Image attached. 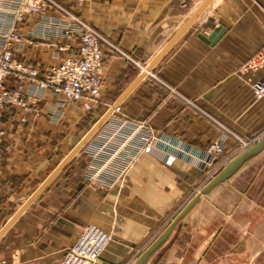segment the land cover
I'll return each mask as SVG.
<instances>
[{"label":"crops","instance_id":"1","mask_svg":"<svg viewBox=\"0 0 264 264\" xmlns=\"http://www.w3.org/2000/svg\"><path fill=\"white\" fill-rule=\"evenodd\" d=\"M60 1L131 59L105 48L96 101L61 105L47 93L31 113L4 107L0 264H58L88 225L111 238L102 264H135L196 197L146 264H218L264 243V147L202 194L247 152L225 129L264 135V97L251 85L264 72H241L264 46V0ZM50 18L26 16L14 43L41 77L66 42L37 32Z\"/></svg>","mask_w":264,"mask_h":264},{"label":"built area","instance_id":"2","mask_svg":"<svg viewBox=\"0 0 264 264\" xmlns=\"http://www.w3.org/2000/svg\"><path fill=\"white\" fill-rule=\"evenodd\" d=\"M69 1L84 4L92 0ZM26 16L51 17L53 21L47 27L44 23L37 24V32L60 36L66 41L56 45L60 64L51 67L43 77L36 66L19 62L14 57V43L23 39L17 25ZM71 42L77 43L78 54L71 53ZM105 48L131 59L60 0H0V118L6 105L19 107L27 113L33 112L34 106L47 93L58 99L61 105L83 99L96 101L101 95ZM241 72H264V46L242 66ZM251 85L258 98L264 97V79L251 81ZM87 108L91 109L92 105H87ZM225 130L239 142L240 153L264 139V135L243 139ZM5 135L6 131L0 128V145ZM152 149L153 145L149 143L141 153L150 154ZM210 150L220 154L224 146L221 141H215ZM7 151L8 148L0 149V157ZM218 173L219 169L215 170L212 177ZM110 240L98 227L88 225L58 264H102L101 255Z\"/></svg>","mask_w":264,"mask_h":264},{"label":"water","instance_id":"3","mask_svg":"<svg viewBox=\"0 0 264 264\" xmlns=\"http://www.w3.org/2000/svg\"><path fill=\"white\" fill-rule=\"evenodd\" d=\"M224 31L217 29L211 36L209 39H207L208 42H210L211 40H214L216 38V36L218 34H222ZM108 116V115H107ZM91 136L88 135L72 152L71 155H69L68 159H70L76 152H78L81 147L86 143V141L89 139V137ZM264 147V139L257 144L256 146H254L253 148H251L249 151H247L245 154H243L242 156H240L238 159H236L235 161H233L228 167H226L215 179H213L202 191V194L208 192L210 189H212L214 186H216L218 183L224 181L232 172L233 170L238 166V164L243 161L246 157L257 153L258 151H260V149H262ZM67 159V160H68ZM63 166H61L59 169H57L54 173V175H56L62 168ZM43 189V187L28 201V203L23 207V209L21 211H23L30 202H32L35 197L41 192V190ZM199 197H196L194 200H192L187 207L180 213V215L177 217V219L174 221V223L171 224V226L161 235V237L142 255V257H140L138 259V261L135 264H146V262L148 261L149 257L154 253V251H156L170 236L171 232L173 231L175 225L181 220L183 219L187 213L192 209V207L197 203ZM20 211V212H21ZM14 220V219H13ZM12 222V221H11ZM11 222L9 223V225L11 224ZM8 225V226H9Z\"/></svg>","mask_w":264,"mask_h":264},{"label":"rangeland","instance_id":"4","mask_svg":"<svg viewBox=\"0 0 264 264\" xmlns=\"http://www.w3.org/2000/svg\"><path fill=\"white\" fill-rule=\"evenodd\" d=\"M240 248V257L225 258L219 261L218 264H264V243L246 242ZM256 253H259V255L254 257Z\"/></svg>","mask_w":264,"mask_h":264}]
</instances>
